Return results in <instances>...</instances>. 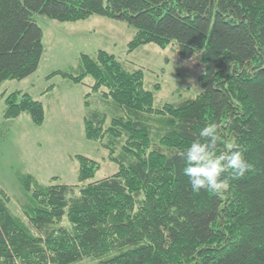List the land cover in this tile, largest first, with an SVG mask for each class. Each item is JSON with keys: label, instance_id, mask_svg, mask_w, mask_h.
Instances as JSON below:
<instances>
[{"label": "trees", "instance_id": "obj_1", "mask_svg": "<svg viewBox=\"0 0 264 264\" xmlns=\"http://www.w3.org/2000/svg\"><path fill=\"white\" fill-rule=\"evenodd\" d=\"M36 15L77 21L91 15L135 30L134 47L174 45L180 58L203 64L200 93L154 109L141 71L129 72L112 55H81L75 84L90 77L107 114L84 117L85 138L112 154L117 172L80 188L33 186L28 225L15 218L0 191V264H264V0H0V86L38 68L43 49ZM51 74L49 77H52ZM10 94L4 118L27 113L44 121L39 101ZM87 97V96H86ZM85 105L89 107L86 102ZM219 125L220 147L242 151L252 170L226 190L193 193L177 155L208 122ZM78 182L93 177L95 161L76 156ZM75 191H78L76 194ZM69 228L63 227V220Z\"/></svg>", "mask_w": 264, "mask_h": 264}, {"label": "rangeland", "instance_id": "obj_2", "mask_svg": "<svg viewBox=\"0 0 264 264\" xmlns=\"http://www.w3.org/2000/svg\"><path fill=\"white\" fill-rule=\"evenodd\" d=\"M34 20L42 32L43 54L37 70L24 80L6 81L0 86V191L8 200L10 213L27 225L25 213L32 207L33 189L24 190L25 177L30 176L33 186L58 183L80 188L110 177L118 169L111 157L121 153L123 142L115 141L111 154L106 146L114 141L112 138L94 142L84 134V117L93 111L107 114L105 128L109 127L111 107L102 102L101 91H92L90 77L82 85L61 75H77L81 55L94 58L104 51L125 70L141 71L144 88L153 94L155 110L196 97L203 72L197 55L182 59L174 45L162 49L153 44L134 47L135 30L121 21L98 15L77 21L36 15ZM12 93L19 95L18 100L28 94L41 103L44 121L40 126L34 125L27 113L16 119L4 118L5 100ZM76 156L98 165L93 177L83 183L78 182ZM61 225L69 228L65 219ZM73 264H100V260L90 257Z\"/></svg>", "mask_w": 264, "mask_h": 264}, {"label": "clouds", "instance_id": "obj_3", "mask_svg": "<svg viewBox=\"0 0 264 264\" xmlns=\"http://www.w3.org/2000/svg\"><path fill=\"white\" fill-rule=\"evenodd\" d=\"M198 136L177 152L184 161L182 172L188 178L193 193H199L201 189L211 193L226 190L228 179H221L225 171L231 170L232 178L238 179L252 170L253 166L244 159L243 152L233 150L235 143L229 144L226 151L220 147L219 125L216 122L206 123Z\"/></svg>", "mask_w": 264, "mask_h": 264}]
</instances>
